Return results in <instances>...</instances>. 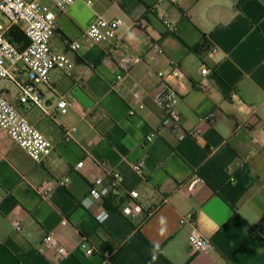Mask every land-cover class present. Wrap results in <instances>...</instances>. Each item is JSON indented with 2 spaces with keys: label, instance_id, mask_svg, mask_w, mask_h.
<instances>
[{
  "label": "crops",
  "instance_id": "1",
  "mask_svg": "<svg viewBox=\"0 0 264 264\" xmlns=\"http://www.w3.org/2000/svg\"><path fill=\"white\" fill-rule=\"evenodd\" d=\"M41 1L57 18L51 45L74 69H54L50 82L40 85L48 112L19 105L17 89L0 85L54 145L36 162L0 127V264H264V0H166L159 7L157 0H78L65 11ZM164 14L173 29L163 23ZM99 15L123 19V41L72 50L70 43L80 41ZM205 39L209 48L197 52ZM126 55L142 60L124 70ZM171 60L186 75L167 78L180 95L182 128L196 133L183 140L177 130H158L165 112L153 99L159 72L169 71ZM204 79L207 89L199 86ZM77 86L92 106L74 94ZM61 97L71 103L67 113L57 108ZM67 130L72 141L64 139ZM108 169L120 171L122 188L105 200L111 215L100 222L81 201ZM65 177L69 185L56 184L47 196L37 190ZM131 189L153 211L139 226L120 211ZM189 213L212 243L210 252L191 249V226L180 224ZM50 233L68 257L44 245Z\"/></svg>",
  "mask_w": 264,
  "mask_h": 264
},
{
  "label": "built area",
  "instance_id": "2",
  "mask_svg": "<svg viewBox=\"0 0 264 264\" xmlns=\"http://www.w3.org/2000/svg\"><path fill=\"white\" fill-rule=\"evenodd\" d=\"M55 7L65 11L78 0H49ZM88 5H93V0H82ZM166 0H157L156 6H161ZM176 2L177 0H170ZM7 19V22H4ZM163 23L170 29L174 28V23L167 14L161 16ZM123 19H108L103 16L97 18L84 31L80 41L70 43L72 50L76 51L83 45L93 47L106 42H122L123 35L121 27ZM12 26L19 27L28 39V45L21 49L17 44L7 38V32ZM57 30V18L49 4L41 0H0V85L4 82L11 83L17 89V101L19 105H35L45 112H48L46 99L40 90V85L48 84L51 79V72L59 69L66 74H70L74 69V63L66 53L54 49L51 45V39ZM154 48L159 53H164V49L158 43ZM218 50L213 48L212 54ZM142 60L138 56H124L121 60V66L124 70L130 69ZM26 71V77L20 78L18 72L20 69ZM211 68L205 67L204 74L207 75ZM161 82L153 93L154 101L164 110L165 117L159 125L161 128H170L177 130L179 139L183 140L188 136H194L196 133L191 131L187 133L181 125V117L178 112V103L180 95L177 89L167 80L168 77L181 80L186 77L180 64L171 60L170 69L167 72H159ZM123 75H118L122 79ZM202 89L208 88V81L204 79L200 85ZM232 99L240 101L237 92L232 93ZM71 103L66 97L58 100L57 108L61 113H67ZM139 108H144L143 104ZM130 115H134L135 109L130 110ZM0 127L7 132L11 139L36 162H41L49 156L54 145L48 138L36 128L28 119L26 114L18 105L11 102L5 91L0 86ZM152 133L149 138L153 137ZM65 141H72V131H66ZM84 162L77 164V168L83 167ZM135 170L142 172V164H136ZM71 182L69 177L60 179L57 182L45 181L37 190L44 196H47L56 184L68 186ZM122 188V175L120 171L114 169L105 170V176L96 177L89 189L87 195L82 199V205L96 213V218L100 222L106 221L111 212L105 207V200L112 194L118 193ZM140 192L136 189L127 191V197L121 206L122 215L131 222L141 225L146 215H151L152 210H148L139 201ZM66 223V221L64 222ZM264 225V218L262 221ZM181 225L189 224L191 229L188 234V242L194 251L208 253L212 250V243L202 237L197 226L196 218L192 213L184 215L180 219ZM14 226L17 230L21 229V222L16 220ZM44 245L47 248L55 249L60 257H68L70 251L60 244L57 237L53 234H47L44 237ZM86 247V245H83ZM93 247H86V253L92 254ZM110 252H105L106 259H110Z\"/></svg>",
  "mask_w": 264,
  "mask_h": 264
},
{
  "label": "trees",
  "instance_id": "3",
  "mask_svg": "<svg viewBox=\"0 0 264 264\" xmlns=\"http://www.w3.org/2000/svg\"><path fill=\"white\" fill-rule=\"evenodd\" d=\"M7 38L11 41V42H13V43H15V44H17V45H20V43L21 42H23V41H26V42H29L28 41V39H27V37H26V35L23 33V31L22 30H20V28L19 27H17V26H12L9 30H8V32H7ZM209 48V44H208V42H207V39H205L204 40V42L201 44V45H198L196 48H195V50L197 51V52H201L202 50H206V49H208Z\"/></svg>",
  "mask_w": 264,
  "mask_h": 264
},
{
  "label": "water",
  "instance_id": "4",
  "mask_svg": "<svg viewBox=\"0 0 264 264\" xmlns=\"http://www.w3.org/2000/svg\"><path fill=\"white\" fill-rule=\"evenodd\" d=\"M73 92L84 105L92 106L93 101L90 99L89 95L80 86H77L73 90Z\"/></svg>",
  "mask_w": 264,
  "mask_h": 264
},
{
  "label": "rangeland",
  "instance_id": "5",
  "mask_svg": "<svg viewBox=\"0 0 264 264\" xmlns=\"http://www.w3.org/2000/svg\"><path fill=\"white\" fill-rule=\"evenodd\" d=\"M4 22L6 23L7 22V19H4ZM4 83H8V82H4ZM9 84H11V83H9Z\"/></svg>",
  "mask_w": 264,
  "mask_h": 264
}]
</instances>
